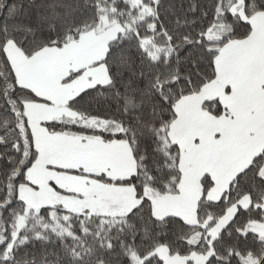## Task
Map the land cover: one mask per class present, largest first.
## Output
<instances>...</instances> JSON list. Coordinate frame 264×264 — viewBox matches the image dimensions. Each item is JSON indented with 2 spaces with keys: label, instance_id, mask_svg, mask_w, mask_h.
Here are the masks:
<instances>
[{
  "label": "snow or ice",
  "instance_id": "obj_1",
  "mask_svg": "<svg viewBox=\"0 0 264 264\" xmlns=\"http://www.w3.org/2000/svg\"><path fill=\"white\" fill-rule=\"evenodd\" d=\"M0 264H264V0H0Z\"/></svg>",
  "mask_w": 264,
  "mask_h": 264
},
{
  "label": "trees",
  "instance_id": "obj_2",
  "mask_svg": "<svg viewBox=\"0 0 264 264\" xmlns=\"http://www.w3.org/2000/svg\"><path fill=\"white\" fill-rule=\"evenodd\" d=\"M27 6L26 2H25V7Z\"/></svg>",
  "mask_w": 264,
  "mask_h": 264
}]
</instances>
